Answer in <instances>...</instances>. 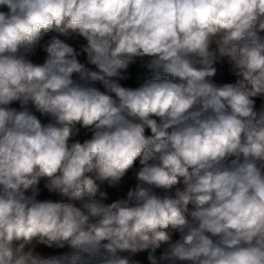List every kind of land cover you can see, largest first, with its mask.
Listing matches in <instances>:
<instances>
[{"label": "clouds", "instance_id": "1", "mask_svg": "<svg viewBox=\"0 0 264 264\" xmlns=\"http://www.w3.org/2000/svg\"><path fill=\"white\" fill-rule=\"evenodd\" d=\"M0 7V264H134L121 253L149 249L151 264H264V108L254 99L264 97V0ZM50 32L84 38L97 70L58 36L43 63L28 59ZM145 57L154 78L121 86L122 70ZM223 57L237 79L217 86ZM77 125L91 138L73 142ZM137 159L127 199L103 203L100 184H118ZM42 180L79 206L39 200ZM181 181L174 195L153 191ZM36 244L72 251L44 258Z\"/></svg>", "mask_w": 264, "mask_h": 264}, {"label": "crops", "instance_id": "2", "mask_svg": "<svg viewBox=\"0 0 264 264\" xmlns=\"http://www.w3.org/2000/svg\"><path fill=\"white\" fill-rule=\"evenodd\" d=\"M261 34L264 35V33H261ZM67 43H69L71 46H73L77 50V52L81 46L80 37L76 36V35L69 37V40ZM215 47H216L215 44H213L212 48L215 49ZM27 58L30 59L33 63L41 64L47 58V53L44 50H42L40 52H36L33 50L30 54H28ZM84 65L89 70H92V71L97 70L95 65H92L88 62H85ZM215 66L217 68V73L223 72V70H232L233 71L232 63L230 62V60L227 57L221 58ZM73 78L78 83H87L86 81L80 80L79 74H74ZM95 84H96V82L92 83L90 86L94 87ZM27 107L29 108V110L33 114H35L41 120V123L47 124V123L52 122L51 118L49 116L42 115L41 113L36 111L34 105H32L31 103H29V105ZM15 109L18 111L22 110L21 104L19 101H16ZM140 167H141V165L139 164V159H137L133 168L130 169L126 173V175L121 179V181L118 184L109 185L107 182H104L103 183L104 187H103V189H100V190L103 192L109 193L111 198H112V202L116 201V200H120V199H127V192L130 189H134L136 184L138 183L137 178H136V172L139 170ZM44 183L45 182L42 180L40 182V184L38 185V187L40 189V194L37 198L39 200H51V197H50L51 192H49L47 190V188H45ZM174 193H175L174 188L171 190L162 189L161 197H163L164 195H174ZM97 199H100L99 195H97ZM68 202L75 203L77 206H79L78 201H70L68 199ZM102 202L105 204L110 203L108 198L103 199ZM193 207L194 206L191 205L190 209H192ZM175 241L176 240H175L174 236L172 235V242H175ZM167 248H168V245L163 244V245H161L160 248L156 249V251L153 253V255H155L157 257V259L159 260V257L161 256V254L164 253L167 250ZM71 251L72 250L67 245H65V247H63V248H59V247H51L50 248V247L43 245V244H36L34 246V252L36 254H39L40 256H42L44 258L53 257V256H63L66 254H70ZM150 251H151V249L141 251V252H137L135 254L129 253V252H124V253H121V255L129 257L134 262V264H151V261L148 259Z\"/></svg>", "mask_w": 264, "mask_h": 264}, {"label": "trees", "instance_id": "3", "mask_svg": "<svg viewBox=\"0 0 264 264\" xmlns=\"http://www.w3.org/2000/svg\"><path fill=\"white\" fill-rule=\"evenodd\" d=\"M81 40V46L78 50V52L80 53V55H78V60L79 62H81L82 64H84L85 62H88L87 59V54L82 52V46L86 45V40L82 37H80ZM141 70L139 69V58H137L134 62V65L128 69V71L123 75L126 78L125 79H121L122 81V86L124 87H129V88H137L142 86L144 83L147 82V80L154 78V72H150L148 77L145 80H141ZM212 79V82L215 83L217 86H221L224 83H235L237 77L234 75V72L232 70H223V72H219L216 74V76H214ZM255 99V110L256 111H260L262 108H264V97H257L254 98ZM16 105V101L12 102V104L9 105V107L15 108ZM146 134H150V130H146ZM98 184H100L99 181H97ZM103 184H100V189H103ZM176 187H179L181 190H183V182L181 181V183L177 186L174 187V189L176 190ZM153 191L161 196L162 195V189H153ZM51 200L53 201H61L63 200L64 202H68V198L67 197H61L60 195H58L57 193L51 192L50 194ZM107 198L110 201V203L112 202V198L110 196L109 193H107ZM191 207V205H189V208ZM190 219V218H189ZM175 238V240H179L181 237V234L179 232H173L172 234Z\"/></svg>", "mask_w": 264, "mask_h": 264}, {"label": "built area", "instance_id": "4", "mask_svg": "<svg viewBox=\"0 0 264 264\" xmlns=\"http://www.w3.org/2000/svg\"><path fill=\"white\" fill-rule=\"evenodd\" d=\"M0 11H7V8L5 7H0ZM53 36H58L60 39L64 40L65 42H68L69 40V37H65V36H62L60 35L59 33H56V32H50L48 33L47 35L44 36V38L41 40L40 44L37 45L33 50L36 51V52H40L42 50H44L43 48V45H45ZM150 58L148 57H145L143 59H139V69L141 70V80H145L149 73L152 72V70L148 69L146 67V64L148 62ZM134 65V63H131L129 65V67L126 69V70H122V75H124L129 68H131L132 66ZM114 79H118V78H114ZM118 82L121 84L122 86V81L121 79H118ZM96 88H98L100 91H106V89L104 88L103 84L101 82H96L95 86ZM77 128H79V133L74 136L72 138V141H76V140H79L80 142H83L85 139H90L91 138V132L87 129H84L82 127H80L79 125H77Z\"/></svg>", "mask_w": 264, "mask_h": 264}]
</instances>
